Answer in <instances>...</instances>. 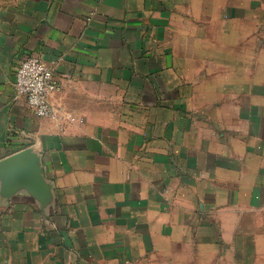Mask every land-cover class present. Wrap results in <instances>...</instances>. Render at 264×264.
<instances>
[{"label":"crops","instance_id":"obj_1","mask_svg":"<svg viewBox=\"0 0 264 264\" xmlns=\"http://www.w3.org/2000/svg\"><path fill=\"white\" fill-rule=\"evenodd\" d=\"M28 57L61 123L17 96ZM23 152L0 264H264V0H0V163Z\"/></svg>","mask_w":264,"mask_h":264},{"label":"built area","instance_id":"obj_2","mask_svg":"<svg viewBox=\"0 0 264 264\" xmlns=\"http://www.w3.org/2000/svg\"><path fill=\"white\" fill-rule=\"evenodd\" d=\"M15 91L17 96L26 98L29 108L36 116L61 123L63 110L55 109L50 102L51 95L59 91V85L53 71L39 59L28 57L19 64Z\"/></svg>","mask_w":264,"mask_h":264},{"label":"water","instance_id":"obj_3","mask_svg":"<svg viewBox=\"0 0 264 264\" xmlns=\"http://www.w3.org/2000/svg\"><path fill=\"white\" fill-rule=\"evenodd\" d=\"M28 157H29V154L27 152H23L21 154L11 156L10 158L1 162L0 167H2V166H7V167H11V168L14 167L15 169L19 170L18 173H21L24 176L26 173L22 169H23L24 165L26 164L25 158H28ZM31 178L35 181L38 189L44 190L43 180H42L41 176L39 174H37V172H35L34 177L32 176ZM25 179H27V178H25Z\"/></svg>","mask_w":264,"mask_h":264}]
</instances>
